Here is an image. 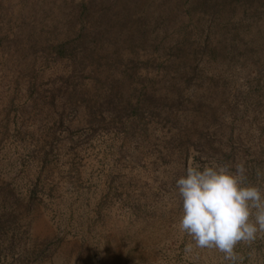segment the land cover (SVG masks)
I'll use <instances>...</instances> for the list:
<instances>
[{
  "label": "rangeland",
  "instance_id": "rangeland-1",
  "mask_svg": "<svg viewBox=\"0 0 264 264\" xmlns=\"http://www.w3.org/2000/svg\"><path fill=\"white\" fill-rule=\"evenodd\" d=\"M193 161L264 188V0H0V264H227L176 227Z\"/></svg>",
  "mask_w": 264,
  "mask_h": 264
},
{
  "label": "clouds",
  "instance_id": "clouds-1",
  "mask_svg": "<svg viewBox=\"0 0 264 264\" xmlns=\"http://www.w3.org/2000/svg\"><path fill=\"white\" fill-rule=\"evenodd\" d=\"M175 187L181 201L176 227L190 237L186 252L215 249L227 264H242L237 245L264 237V188L249 182L243 161L203 167L193 161Z\"/></svg>",
  "mask_w": 264,
  "mask_h": 264
}]
</instances>
